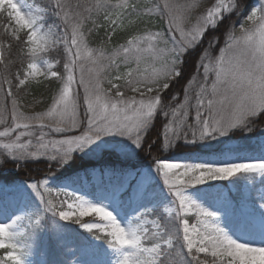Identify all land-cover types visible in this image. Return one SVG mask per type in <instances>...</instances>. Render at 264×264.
<instances>
[{
    "label": "snow or ice",
    "instance_id": "obj_1",
    "mask_svg": "<svg viewBox=\"0 0 264 264\" xmlns=\"http://www.w3.org/2000/svg\"><path fill=\"white\" fill-rule=\"evenodd\" d=\"M0 17V174L44 164L0 184V264H31L41 230L76 245L55 264H264V187L219 183L264 185V144L231 143L264 136V0H0ZM180 141L194 154L173 160ZM81 156L113 159L65 175Z\"/></svg>",
    "mask_w": 264,
    "mask_h": 264
},
{
    "label": "rangeland",
    "instance_id": "obj_2",
    "mask_svg": "<svg viewBox=\"0 0 264 264\" xmlns=\"http://www.w3.org/2000/svg\"><path fill=\"white\" fill-rule=\"evenodd\" d=\"M27 2L31 3V4L41 3L38 0H27ZM43 2H46V0H43ZM79 91L82 95L83 89H79ZM189 122H191V117L189 119ZM53 134H55V133H52L51 135H53ZM252 137H254V138H252ZM252 140L254 142L251 145L250 142ZM179 143H180V148L174 150L171 154L173 160H177V161L186 160L188 157H190L194 154L193 153V147L194 146L184 145L183 141H180ZM231 143L239 146L243 150V152L246 154H249L252 156H260L262 154L261 153V145L264 144V136H261L259 130H257L256 133H253L251 135L247 134L245 136L243 135L242 138L233 139L231 141ZM247 145L248 146L251 145L250 147H252V149H247L248 148ZM212 147H219V144H217V142H213ZM197 150L203 152V151H209V150H211V148L201 147ZM254 151L259 152V153H254ZM81 158H83L84 159L83 161H85V163H82V165H85L87 163H89V164L95 163V161H90L87 156H81ZM110 159H112V157ZM77 164L73 163L72 166L77 165ZM77 167H78V165H77ZM8 171L9 170H6L4 173H7ZM15 173H16V171H15ZM72 173H73L72 170H68L65 173V175H71ZM27 178L28 177H24L23 179H27ZM14 180H16V179H14ZM260 180H261V178L259 176H257L253 183L246 184L244 181H240V183L238 185H236L235 187H233L228 182H219V183L227 184L228 188L231 189V191L229 193L230 196L234 200H240L242 197H246L248 195V193H251L253 198L257 197L259 190L262 187H264V185H262L260 183ZM11 181H13L12 176L8 177V178L5 176L0 177V184L9 183ZM202 187L206 188L207 186H202ZM225 191H227V189ZM93 192H94V190L90 185H84V186H81L79 188L77 194L78 195H84L85 198H87V199H95L96 197L93 194ZM8 199L10 201L12 200L11 194H9ZM61 199H63V197H61ZM0 219H4V217L0 216ZM83 220L85 222L102 223V221L99 220V217H96L94 214L92 216L84 217ZM85 235H88V234L85 233ZM241 238L243 239L244 237H241ZM254 243L259 244L260 243L259 239L257 238L254 241ZM68 244H69L68 247L61 248L57 244L56 237L53 236L50 231L41 230V231H39L37 239H36L35 243L33 244V247L31 249V254L28 256V259L31 261V264H44V262H45L44 256L47 259V264H55V262H57V261L67 262L70 259L74 260V259H76V257L71 255V251L69 249L75 248L76 245H75V243L72 242L71 239L69 240ZM51 253H54L55 255L51 254ZM80 255H81V258H90L88 256H85L83 253H81Z\"/></svg>",
    "mask_w": 264,
    "mask_h": 264
},
{
    "label": "trees",
    "instance_id": "obj_3",
    "mask_svg": "<svg viewBox=\"0 0 264 264\" xmlns=\"http://www.w3.org/2000/svg\"><path fill=\"white\" fill-rule=\"evenodd\" d=\"M38 1L42 2V0H38ZM72 2L75 3L76 0H72ZM81 2H85V0H81ZM174 2H183V0H174ZM4 22H5V18L0 17V24H3ZM153 25H154V28L157 27V29L167 31V24L161 22L158 17H153ZM55 87L56 86L54 84H51V85L45 84V85L40 86V87L31 88L29 90V92L23 96V101L27 105H34V108L29 107V108H26L25 110L26 111H33V110L40 111V110H42L45 107V105L47 104L51 94L55 91ZM51 136L53 138H56L58 136V134H53ZM112 159H110V160L112 161ZM83 160H84L83 158H80V160L78 162H75V164L78 163L77 164L78 167H77V165H74L71 168H69L68 170H72L73 173H75L77 171L82 170L85 167V165L86 166L89 165V163L82 165V163H85V161H83ZM107 160H109V159H107ZM8 168L15 170V168L12 165H8L7 169ZM43 168H44L43 163L39 164V165L33 164L30 166V168H25V169L21 170L19 173H17V171H16V173L15 172H9L6 175L0 174V176H5V177H11L12 176V180H14V179L20 180V179H23L24 177H28V178L29 177H35L38 173H40L43 170Z\"/></svg>",
    "mask_w": 264,
    "mask_h": 264
}]
</instances>
